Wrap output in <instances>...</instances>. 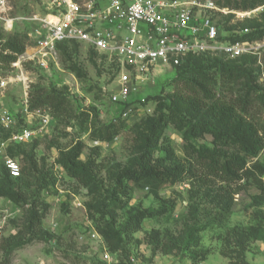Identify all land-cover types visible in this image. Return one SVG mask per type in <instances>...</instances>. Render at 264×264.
Returning a JSON list of instances; mask_svg holds the SVG:
<instances>
[{"label":"trees","instance_id":"16d2710c","mask_svg":"<svg viewBox=\"0 0 264 264\" xmlns=\"http://www.w3.org/2000/svg\"><path fill=\"white\" fill-rule=\"evenodd\" d=\"M263 4L264 0H241L234 2L233 6L248 11ZM250 21L247 19L243 22V25L250 28L249 32L236 34L232 31L231 40L263 39L264 27L252 25ZM222 28L231 31L227 24ZM1 34L6 40L0 43V58L4 61V68L8 69L15 56L4 54L3 51L10 50L18 54L24 52L28 43L27 27H24L22 34L9 35L0 31ZM58 46L63 64L79 77L85 76L86 72L80 60V47L83 45L75 41H65ZM88 49L89 52L95 51ZM211 55H189L180 65L173 67L174 92L167 97L169 104L161 103L157 107L156 116L143 118L136 123L139 128L148 129V132L143 133L142 139L137 141L142 150L141 156L125 170L112 171L111 178L102 181L99 180V164L96 160L91 157L81 159L83 143L60 153V161L67 173L90 190L93 197L87 208L95 228L104 238L111 254L127 252L130 240L139 231L143 221L157 216L152 210H138L124 223H119L117 212L127 207L135 187L158 196L183 174L198 178L203 186H209L210 178L215 177L224 182V191L217 197L210 191V201L215 202L218 214L214 219L223 222L232 213L234 192L245 186L243 180L257 179L252 168L261 170L256 165L247 167L248 160L258 157L264 149V125L259 126L254 115L256 108L259 112L264 107V85L259 83L253 68L257 57L244 55L230 59L219 55L226 58L224 59ZM26 67L34 70L37 66L27 64ZM224 92H228V96ZM145 97L149 100L158 96L149 94ZM29 102L31 109L50 110L51 127H58L59 123H67L77 117L67 87L58 89L44 87L39 83L33 84L29 92ZM119 118L118 121L102 126L93 119V139L103 142L114 140L122 132L126 120ZM170 123L182 134L186 151L200 162L199 174L194 167L186 164L167 166L157 162L160 159L155 158L158 151L166 155L175 154L165 133ZM18 129V126L16 129H1L0 141L6 140L13 130ZM206 136L213 138V147L199 143V139ZM39 140L35 138L29 142L12 143L8 147V154L20 163V176L12 177L4 160L0 164V197H5L17 207L29 204L23 231L1 238L0 251L3 258L32 240L49 241L53 238L52 233L43 226L49 205L40 200L41 192L52 183L53 176L47 169L45 159H39L34 151ZM108 184L112 191L106 188ZM212 212L213 209L207 210L206 216L210 217ZM256 240L264 241V227L259 224L231 228L223 239L225 245L221 253L231 259L230 264H250L246 252L250 243ZM144 242L152 247L153 253L157 250L165 254L177 252L193 264H200L206 259L205 251L197 249L200 241L187 240L182 244L175 240L162 239L160 233L152 232L145 237ZM90 264L104 262L91 257Z\"/></svg>","mask_w":264,"mask_h":264},{"label":"rangeland","instance_id":"374dc122","mask_svg":"<svg viewBox=\"0 0 264 264\" xmlns=\"http://www.w3.org/2000/svg\"><path fill=\"white\" fill-rule=\"evenodd\" d=\"M9 1L15 17L40 13L47 2V0ZM213 1L219 7L232 10L228 13L214 10L211 13L220 26L227 24L236 34L248 29L247 25H243L247 19L251 20L252 25L264 27V4L254 10L244 11L233 6L234 2L241 0ZM24 27V25L20 28L18 26L12 33L22 34ZM3 36L0 35V43L6 40L5 36L4 39L2 38ZM89 51L85 46L80 47V60L86 72L82 77L68 69L63 64L61 56H59L58 64L53 63L50 69L40 67H35L34 70L29 69L28 92L36 83L50 88L67 87L77 117L67 123H59L58 127H51L44 136L38 138L40 142L34 148L38 158L45 159L47 169L53 176L52 183L40 195V200L49 205L43 226L52 233L53 238L49 241L32 240L4 258L0 251V264H90L91 257L109 264L104 259L105 252H109L107 244L95 228L87 208L93 196L78 179L67 173L60 161V153L69 151L80 142L83 143L81 159L91 157L96 160L99 164L97 167L100 171L99 180L102 181H108L112 171L120 172L128 168L141 156L142 150L137 141L142 139L143 133L148 132V129H141L136 123L143 118L156 116L157 107L161 103L169 104L167 97L174 92L172 79L175 73L173 68H156L151 76L153 84L151 81L144 83L141 95L155 94L158 97L146 99L143 104H140L137 107L136 117L124 120V128L114 140L110 142L95 140L92 137V120L96 119L100 126L118 121L124 105L114 103L109 94L119 86L121 73L119 61L108 54ZM253 68L259 83L264 85V49L257 57ZM25 89L22 84L15 83L0 93V112L5 109L15 115L20 129L30 126L28 122L30 117H24L19 112L23 105ZM224 93L228 96V92ZM47 110L50 112L49 109ZM254 111L255 121L259 126H263L264 107L263 111L257 112L258 108ZM34 118L37 121V116ZM1 129L7 128L0 123ZM165 133L170 139L171 149L175 154L166 155L158 151L155 154V158H160L157 162L167 166H174L177 163L178 165L186 164L194 167L199 174L201 164L186 151L185 140L178 128L170 123ZM212 141L211 136L199 139V143L209 147H213ZM3 160L1 154L0 164H3ZM253 165L261 170L252 168L257 179L243 180L245 186L234 192L232 213L223 222L214 219L218 214L215 210V202L210 201V191L215 197L224 191V182L215 177L210 178L209 186H203L198 178L183 174L158 196L135 187L127 207L117 212L119 223H124L138 210H152L157 216L143 221L139 231L135 232L133 239L130 240L127 252L112 254L114 256L112 264L120 262L124 264H193L177 252L165 254L157 250L153 253L152 247L144 242L145 237L152 232L160 233L162 239L175 240L182 244L187 240L200 241L197 249L205 251L206 254V259L200 264H230L231 259L221 253L225 245L223 239L227 232L234 227L245 228L257 224L264 227V149L258 157L248 160L247 167ZM106 188L112 191L111 185H106ZM28 207L29 204L18 206L17 212L4 220L3 210L9 209V206L5 197H0V227L3 238L23 231L26 226L25 214ZM211 209H213L212 215L207 217L206 211ZM246 258L250 264H264V241H252L246 252Z\"/></svg>","mask_w":264,"mask_h":264},{"label":"built area","instance_id":"2783aa9c","mask_svg":"<svg viewBox=\"0 0 264 264\" xmlns=\"http://www.w3.org/2000/svg\"><path fill=\"white\" fill-rule=\"evenodd\" d=\"M12 10L9 0H0V31L12 33L24 25L28 43L20 54L3 51L15 59L5 69L0 58V93L12 84H22L26 89L19 112L30 117V126L13 130L0 143V155L12 177L20 176L21 166L8 154V147L44 136L52 121L47 109L30 107V71L26 65L50 69L53 63L58 64L60 43L75 41L119 61V86L109 94L114 103L124 105L123 119L136 117L137 107L146 101V95H141L142 86L150 81L153 84L151 76L156 68H173L189 55L209 53L234 59L244 55L259 57L264 49V38L231 40L233 32L224 30L211 13L232 10L219 7L213 0H47L40 13L15 17ZM248 32L249 29L241 31ZM0 123L15 129L18 119L4 109ZM7 202L9 209L3 210L4 220L18 209ZM1 238L0 227V241ZM104 259L112 264L114 256L105 252Z\"/></svg>","mask_w":264,"mask_h":264}]
</instances>
